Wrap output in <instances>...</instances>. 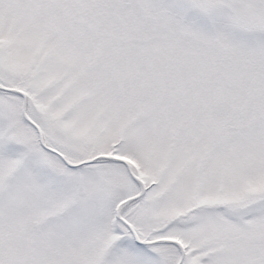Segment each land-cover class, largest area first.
<instances>
[{
	"label": "snow or ice",
	"instance_id": "1",
	"mask_svg": "<svg viewBox=\"0 0 264 264\" xmlns=\"http://www.w3.org/2000/svg\"><path fill=\"white\" fill-rule=\"evenodd\" d=\"M0 264H264V0H0Z\"/></svg>",
	"mask_w": 264,
	"mask_h": 264
}]
</instances>
